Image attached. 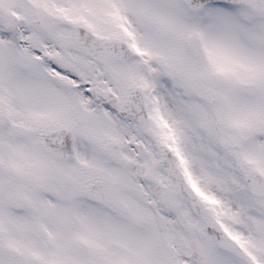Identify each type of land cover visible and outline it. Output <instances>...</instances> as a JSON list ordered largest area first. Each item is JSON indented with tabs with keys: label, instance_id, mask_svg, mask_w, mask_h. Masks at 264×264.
I'll return each mask as SVG.
<instances>
[{
	"label": "snow or ice",
	"instance_id": "obj_1",
	"mask_svg": "<svg viewBox=\"0 0 264 264\" xmlns=\"http://www.w3.org/2000/svg\"><path fill=\"white\" fill-rule=\"evenodd\" d=\"M0 264H264V0H0Z\"/></svg>",
	"mask_w": 264,
	"mask_h": 264
}]
</instances>
